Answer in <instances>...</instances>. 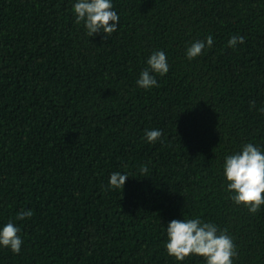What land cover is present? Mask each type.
Wrapping results in <instances>:
<instances>
[{
  "label": "trees",
  "instance_id": "trees-1",
  "mask_svg": "<svg viewBox=\"0 0 264 264\" xmlns=\"http://www.w3.org/2000/svg\"><path fill=\"white\" fill-rule=\"evenodd\" d=\"M71 4L0 0V222L33 210L0 264H204L163 245L161 224L196 215L233 237L234 264H264V206L234 205L218 172L242 142L264 145V0H114L110 37L87 36ZM154 49L170 69L144 90ZM117 170L130 176L110 190Z\"/></svg>",
  "mask_w": 264,
  "mask_h": 264
},
{
  "label": "clouds",
  "instance_id": "clouds-1",
  "mask_svg": "<svg viewBox=\"0 0 264 264\" xmlns=\"http://www.w3.org/2000/svg\"><path fill=\"white\" fill-rule=\"evenodd\" d=\"M72 17L75 24L82 26L85 34L92 37L103 34L110 37L120 24V14L114 0H72ZM111 21V23H110ZM244 36L234 34L227 40V46L235 49L244 43ZM214 46L211 34L203 39H195L184 49V56L192 61ZM170 69L167 53L164 49H154L145 60L136 78L138 88L150 90L159 87L157 77L165 76ZM254 103V102H253ZM264 111V108L260 109ZM146 142L163 143V131L159 128L144 131ZM144 171V169H142ZM221 187L236 206L245 207L255 214L264 206V145L252 141L242 142L237 149L226 152L219 162ZM130 175L120 170L108 176L107 188L122 190L126 178ZM33 216L31 208H21L13 218L0 222V248L9 249L13 254H20L23 238L20 225ZM164 248L168 256L178 262L191 256L202 257L204 264H234L237 256L233 237L217 223L202 219L200 216L173 218L166 225L161 224Z\"/></svg>",
  "mask_w": 264,
  "mask_h": 264
}]
</instances>
